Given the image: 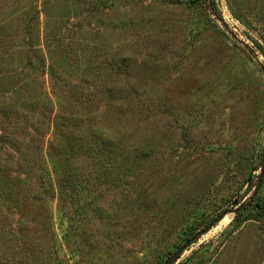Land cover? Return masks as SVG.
Instances as JSON below:
<instances>
[{
    "label": "rangeland",
    "instance_id": "1",
    "mask_svg": "<svg viewBox=\"0 0 264 264\" xmlns=\"http://www.w3.org/2000/svg\"><path fill=\"white\" fill-rule=\"evenodd\" d=\"M214 1L0 0V264H161L186 225L176 264H264V214L230 230L264 148V0Z\"/></svg>",
    "mask_w": 264,
    "mask_h": 264
},
{
    "label": "trees",
    "instance_id": "2",
    "mask_svg": "<svg viewBox=\"0 0 264 264\" xmlns=\"http://www.w3.org/2000/svg\"><path fill=\"white\" fill-rule=\"evenodd\" d=\"M211 1H212V6L214 7V11L217 12L218 10H217L215 1L214 0H211ZM201 2H204V0H201ZM217 13L221 17V14L219 12H217ZM258 46L264 52V46L260 43H258ZM249 183H250L249 185L251 187L255 186L253 183H251V182H249ZM263 197H264V195H261L260 190H259L255 195H253L250 198V200L248 201V205L240 213L235 215L234 219L232 220V222L230 224V226H231L230 230L231 231H235L242 224L243 221L249 219V216L245 215V212L247 211L249 206H252V209L256 210L258 213L264 214V198ZM240 200L241 199L234 201L233 204L237 205L238 203H240ZM225 214H226V210H222V211L218 212L217 214H212L210 216L207 224L220 221L224 217ZM207 227H208V225H207ZM182 233L186 237H185L184 241L177 246V249L180 246H182V244H184L188 239H190L192 236H194V234H196L195 229L189 225H186L185 227H183ZM177 249H175V250H177ZM174 251L172 253H174ZM171 254H169L166 259H168L171 256ZM162 262H164V261H162ZM179 264H187V261L186 260L181 261V262H179Z\"/></svg>",
    "mask_w": 264,
    "mask_h": 264
},
{
    "label": "water",
    "instance_id": "3",
    "mask_svg": "<svg viewBox=\"0 0 264 264\" xmlns=\"http://www.w3.org/2000/svg\"><path fill=\"white\" fill-rule=\"evenodd\" d=\"M263 178H264V148H263L262 156H261L260 173L258 175V179H257L256 185H255V188H254L253 195H255L258 192V190H259V188H260V186L262 184ZM246 204H247V202L241 203V205L238 206V208L235 210V215L240 213L246 207ZM197 238H198V235H196L195 238H193L192 240H189L188 242H186L184 245H182L180 248H178L168 259H166L161 264H176L177 261L179 260V258L184 254V252L194 242L193 240H195Z\"/></svg>",
    "mask_w": 264,
    "mask_h": 264
},
{
    "label": "bare ground",
    "instance_id": "4",
    "mask_svg": "<svg viewBox=\"0 0 264 264\" xmlns=\"http://www.w3.org/2000/svg\"><path fill=\"white\" fill-rule=\"evenodd\" d=\"M227 222V220L226 219H224L223 221H222V223H226ZM222 223H220V224H222Z\"/></svg>",
    "mask_w": 264,
    "mask_h": 264
}]
</instances>
